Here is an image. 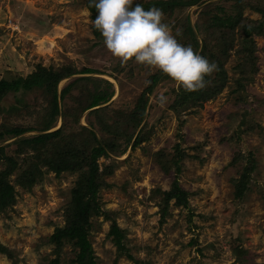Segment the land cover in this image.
I'll list each match as a JSON object with an SVG mask.
<instances>
[{
	"label": "rangeland",
	"instance_id": "374dc122",
	"mask_svg": "<svg viewBox=\"0 0 264 264\" xmlns=\"http://www.w3.org/2000/svg\"><path fill=\"white\" fill-rule=\"evenodd\" d=\"M82 2L0 0V78L7 76V69L25 75L37 63L52 69L62 64H73L77 69L85 66L100 73L62 78L56 86L57 94L74 77L90 76L111 84L113 93L105 103L107 106L131 107L146 85L147 75L155 70L134 61L122 66L108 51L104 39L93 44L92 21ZM198 10L193 5L185 11L191 25ZM243 15L251 19L261 17L249 6ZM254 39L258 47L257 71L246 86L245 102L237 101L236 95L224 87L202 106L186 109L177 118L167 107L177 86L170 78H162L149 94L140 122L151 129L148 139L133 149L127 147L117 156L98 159L99 168L114 162L111 174L104 176L111 185L98 192L102 208L114 212L116 223L124 230L122 242L134 258L143 262L140 264H264V39ZM236 57L231 51L223 63L228 76H237L231 69ZM114 67L121 70L115 71ZM161 93L167 97L164 106L156 102ZM77 94L73 89L64 99L58 98L59 108L71 109V99ZM18 97L22 99L20 104L16 103ZM42 98L39 90L17 92L3 98L1 106L7 109L15 105L24 113L26 105L44 107ZM244 110L257 127L234 142L232 132ZM86 115L92 114L84 111L78 124L87 126ZM27 118L19 115L14 122L25 124ZM60 124L58 117L50 130ZM15 139L5 137L0 145L10 149ZM175 142L195 156L183 160L179 175L180 186L191 192L190 222L186 219L187 211L175 207H170V217L160 222L155 203L145 199L152 187L166 189L171 180L152 162L151 153L159 148L170 152ZM235 149L252 151L256 160L251 173L254 183L238 203L232 197L229 182L237 176L238 167L228 165ZM74 179L68 173L54 176L48 172L28 191L15 187L20 193L16 194L12 210L0 213V242L11 251V257L0 254V264H47L53 255L46 239L55 226L64 223L62 211ZM107 230L108 222L101 217L91 220L88 240L95 264H135L123 254L116 257ZM191 238L194 242H190ZM239 244L250 257L245 263L235 257ZM71 257L72 250L65 245L58 264H68Z\"/></svg>",
	"mask_w": 264,
	"mask_h": 264
},
{
	"label": "trees",
	"instance_id": "16d2710c",
	"mask_svg": "<svg viewBox=\"0 0 264 264\" xmlns=\"http://www.w3.org/2000/svg\"><path fill=\"white\" fill-rule=\"evenodd\" d=\"M136 4H141L146 11L151 7L161 9L164 22L172 28V34L176 35L177 30L180 31L181 34L176 36L180 43L190 44L195 51L218 65V71L211 78L206 77L211 79V83L205 89L186 92L177 87L173 90L172 102L167 107L175 117L178 118L186 109L202 106L204 101L214 98L224 87L236 95L237 101L245 102L246 86L257 71L255 51L258 47L254 38L260 36L264 39V0H133L132 7ZM82 5L90 13L91 33L95 38L93 44H96L104 39L93 24L98 12L91 6L90 0H83ZM193 5H197L199 10L191 25L185 11ZM248 6L260 12L261 17L251 19L244 16L243 11ZM231 51L237 56L231 67L237 73L235 77L228 76L223 67ZM114 70L121 69L114 67ZM13 72L7 69V76L0 78V117L3 118L0 122V141L5 137H16L12 148L0 145V213L12 210L16 194L20 193L15 187L28 191L39 184L48 172L54 173V176H60L61 173L74 175L62 211L64 223L55 226L46 239L53 255L47 264H58L65 245H69L72 250L68 264H95L88 235L91 220L97 217L108 222L106 235L115 247L116 257L123 254L135 264L143 263L134 258L122 242L124 230L116 223L114 212L102 208L98 192L111 185L104 180V176L111 174L114 162L111 160L110 164H101L99 168L98 159L117 156L127 147L133 149L148 139L151 129L146 128V123L140 125L148 96L160 79L169 77L155 70L147 75L146 85L135 97L131 107L111 109L105 103L113 89L106 80L90 76L74 77L57 94L56 86L60 79L75 74L100 73L95 69L85 66L77 69L73 64H62L52 69L37 63L25 75ZM73 89L78 92L71 99L74 105L71 109H60L58 98L64 99ZM32 90H39L43 95L42 101L46 103L44 107L37 105L29 108L26 105L22 113L15 105L7 109L1 106L2 99L8 94ZM80 96L82 102H79ZM16 103H22V99L18 97ZM86 110L92 115H86L87 126L80 125L78 119ZM19 115H26L29 120L25 124L14 122V118ZM58 117L61 124L50 130ZM239 118L232 132L231 139L234 142L241 134L257 127L247 117L245 110L239 114ZM29 131L35 133L23 135ZM192 157L195 156L185 152L180 142L173 143L170 152L159 148L151 153L152 162L161 173L171 177L166 189L152 187L145 197L155 203L160 222L170 217V207L185 209L186 219L191 221L193 214L188 205L191 192L180 186L179 175L183 160ZM228 165L238 167L237 176L229 179L233 188L232 197L238 203L250 192L254 183L251 173L256 167V160L252 151L235 149ZM190 242L194 240L191 238ZM234 253L240 263L250 258L240 244ZM0 254L11 257V251L1 242Z\"/></svg>",
	"mask_w": 264,
	"mask_h": 264
},
{
	"label": "clouds",
	"instance_id": "9594fccd",
	"mask_svg": "<svg viewBox=\"0 0 264 264\" xmlns=\"http://www.w3.org/2000/svg\"><path fill=\"white\" fill-rule=\"evenodd\" d=\"M90 4L98 12L94 27L122 66L134 61L159 70L186 92L200 91L210 85L211 79L206 77L211 78L218 65L190 44L180 43L176 38L180 31L172 34L161 9L151 7L146 11L141 4L132 7L133 0H90ZM156 102L164 106L167 97L161 93Z\"/></svg>",
	"mask_w": 264,
	"mask_h": 264
}]
</instances>
